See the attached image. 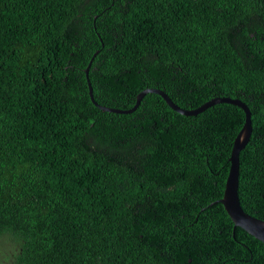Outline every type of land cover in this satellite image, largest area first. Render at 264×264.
Segmentation results:
<instances>
[{"label":"trees","instance_id":"16d2710c","mask_svg":"<svg viewBox=\"0 0 264 264\" xmlns=\"http://www.w3.org/2000/svg\"><path fill=\"white\" fill-rule=\"evenodd\" d=\"M89 83L120 111L246 104L238 195L264 220V0H0L8 264H264L220 202L245 112L104 111Z\"/></svg>","mask_w":264,"mask_h":264},{"label":"water","instance_id":"95a60500","mask_svg":"<svg viewBox=\"0 0 264 264\" xmlns=\"http://www.w3.org/2000/svg\"><path fill=\"white\" fill-rule=\"evenodd\" d=\"M88 70L89 68L87 69V72ZM148 92L158 93L159 95L163 97L166 103L169 106H171L175 111L179 112L180 114L186 115V116L197 115L203 112L204 110H206L207 108L220 104V103H229L232 105H236L245 112V124L234 141V147L231 153V157L229 159L231 163L230 171H229L228 179L226 182L224 196L220 200V202L223 204L225 210L227 211L231 219L234 221L235 228L236 227L243 228L249 234L253 235L254 237H256L257 239H259L260 241L264 243V220H261L259 218H256L246 213L240 204L239 195H238L239 174H240V153L241 151L245 149L247 144L250 142L252 132H253L252 113L249 107L239 100H233L230 98H216V99H213L205 103L203 106H201L198 109L188 111V110L182 109L179 106H177L170 99V97L163 91L147 90V91H143L138 96V102L133 109H131L130 111H120V110H115V109H109V108L99 105L95 101L93 88L91 86V83H89V94H90V98L92 102L97 107L101 108L104 111H110V112H115V113H131L135 111L138 108L143 97Z\"/></svg>","mask_w":264,"mask_h":264},{"label":"rangeland","instance_id":"374dc122","mask_svg":"<svg viewBox=\"0 0 264 264\" xmlns=\"http://www.w3.org/2000/svg\"><path fill=\"white\" fill-rule=\"evenodd\" d=\"M4 242L0 244V264H8V259H7V251L10 250L12 244L9 242H6L4 245Z\"/></svg>","mask_w":264,"mask_h":264}]
</instances>
